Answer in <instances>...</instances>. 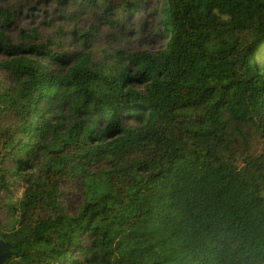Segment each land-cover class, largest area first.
<instances>
[{
	"label": "trees",
	"instance_id": "16d2710c",
	"mask_svg": "<svg viewBox=\"0 0 264 264\" xmlns=\"http://www.w3.org/2000/svg\"><path fill=\"white\" fill-rule=\"evenodd\" d=\"M153 13L164 44L103 65L96 27L66 50L0 34L3 264H264V0H155ZM67 179L84 189L73 215Z\"/></svg>",
	"mask_w": 264,
	"mask_h": 264
},
{
	"label": "rangeland",
	"instance_id": "374dc122",
	"mask_svg": "<svg viewBox=\"0 0 264 264\" xmlns=\"http://www.w3.org/2000/svg\"><path fill=\"white\" fill-rule=\"evenodd\" d=\"M110 3L108 12L103 13L100 7H77L76 2L62 9L56 0H0V34L5 33L14 44H29L36 34L48 48L66 50L75 49L82 41L72 34L74 29L82 34L96 27L95 37L88 47L100 65L108 61L110 55L117 56V51H155L164 44V39L155 32V0H143L130 14L117 13L124 0H111ZM108 18H120L119 25L112 28L106 21ZM24 54L29 55L28 52ZM2 57L0 54V59ZM0 83L9 85L8 76L1 69ZM59 190L63 210L69 215L75 214L84 199L81 182L67 179ZM0 219L3 226L9 222L5 213H0Z\"/></svg>",
	"mask_w": 264,
	"mask_h": 264
},
{
	"label": "water",
	"instance_id": "95a60500",
	"mask_svg": "<svg viewBox=\"0 0 264 264\" xmlns=\"http://www.w3.org/2000/svg\"><path fill=\"white\" fill-rule=\"evenodd\" d=\"M15 243L6 240L0 231V264H3L13 253Z\"/></svg>",
	"mask_w": 264,
	"mask_h": 264
}]
</instances>
